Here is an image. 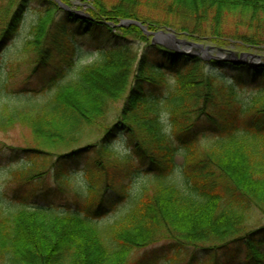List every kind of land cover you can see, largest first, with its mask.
Listing matches in <instances>:
<instances>
[{
  "label": "trees",
  "instance_id": "1",
  "mask_svg": "<svg viewBox=\"0 0 264 264\" xmlns=\"http://www.w3.org/2000/svg\"><path fill=\"white\" fill-rule=\"evenodd\" d=\"M78 1L84 15L71 0H0V51L34 5L21 53L29 78L45 71L21 104L0 108V131L21 124L33 134L24 170L38 178L53 166L61 178V160L79 150L56 158L52 150L100 136L85 174L89 193L71 191L81 209H0V264H170L183 253L185 264H264V224L250 226L264 215V65L205 62L151 44L135 25H118L132 19L150 31L262 50L264 0ZM86 35L108 46L72 72L73 38ZM244 89L251 93L241 104ZM46 90L44 99L29 93ZM202 132L213 138L199 147ZM117 137L123 155L113 151ZM135 158L154 175L152 184L102 222L110 199L93 191L96 184L123 192ZM161 242L164 259L157 251L135 255Z\"/></svg>",
  "mask_w": 264,
  "mask_h": 264
},
{
  "label": "rangeland",
  "instance_id": "2",
  "mask_svg": "<svg viewBox=\"0 0 264 264\" xmlns=\"http://www.w3.org/2000/svg\"><path fill=\"white\" fill-rule=\"evenodd\" d=\"M71 1L73 9H77L78 12L84 15L86 4H82L78 0ZM33 7L34 5L25 10L19 30L11 36L7 45L0 51V108L5 104L9 106L21 104L23 98H25L24 96H26L25 93H27L25 91L36 90L44 82L43 76L45 71L42 70L29 78L31 76V68L24 63L21 53V45L28 38L27 35L36 19ZM223 26L225 27V33H232L231 29L233 26H231V23H224ZM159 30L174 34V38L158 37L144 32L151 44H158L169 50L180 51L188 55H197L205 62L209 61V59H220L237 65H256L254 61L250 62V58L245 56L240 57L241 53H248L257 56L259 64L263 63L264 65L263 48L259 50L258 48L251 47L248 50V48L240 46L241 42L233 40H228V43L223 45L207 37L200 40L192 39L185 34L183 35L174 31V29L162 28ZM152 38H154V43L151 41ZM73 42L76 45L77 53L72 72L76 71L81 64L95 59L98 56L99 50L108 46L99 36H75ZM191 43L197 44L195 46ZM142 45V43L141 45L136 43V46L140 48ZM229 52H232V55ZM237 92V99L243 104L244 100L251 93V89L238 90ZM29 93L33 99H44L50 94V90L34 95L32 92ZM233 114L234 118L237 116L241 118L242 116L238 112H234ZM204 127V129L210 128L208 125ZM99 137V135L83 137L80 144L66 149L58 148V150H52V155L55 158L61 154L69 155L73 150H79V152L73 153L71 156L61 160L59 164L61 166V169L59 168L60 172L63 173L61 178L58 177L59 171L53 166H48L40 177L34 178L32 175L36 171L30 168L25 171L23 168L28 158L27 155L31 154V149L35 147L30 128L26 125L16 124L12 128L0 131V209L6 212L17 211L20 208L27 210L42 208L57 213L81 209L78 207L82 205V199L76 201L71 191L84 193L85 196L89 193V180L85 174L88 169L90 155L93 149H95L92 145L98 142ZM212 138V133L210 132H202L197 135L199 147L211 142ZM119 140L120 137L113 140L115 145L113 151L123 155L126 147ZM33 153L37 154L39 151ZM180 159L181 157L177 159V165L180 164ZM133 162L134 164L130 171L126 172L127 174L122 179V185L125 187L123 192H116L110 186L108 187L104 184H96L93 191H98L97 194L102 193L103 196L110 199L102 222L114 221L116 217L127 209L141 189L152 184L154 175L148 172L147 167L139 162L137 158ZM80 212L84 211L80 210ZM258 220L261 221L258 222ZM251 222L250 226L264 224V215L259 214ZM162 244V242L152 244L145 250L140 249L135 255L140 256L143 253L150 254V252L157 251L160 258L164 259L167 256L164 255L165 250L161 248ZM188 259L187 255L183 253L178 255L170 264H185ZM222 263L220 262L219 264ZM227 264H236V262Z\"/></svg>",
  "mask_w": 264,
  "mask_h": 264
},
{
  "label": "water",
  "instance_id": "3",
  "mask_svg": "<svg viewBox=\"0 0 264 264\" xmlns=\"http://www.w3.org/2000/svg\"><path fill=\"white\" fill-rule=\"evenodd\" d=\"M58 1V0H57ZM118 25H120V26H129V25H135V26H137V27H139V28H141L142 29V31H144L146 34H150V35H153V36H160V37H168V38H174V34H172V33H170V32H166V31H164V30H159V31H156V32H154V31H148L147 30V28H146V26L145 25H143L141 22H138V21H136V20H132V19H129V20H121V22H119L118 23ZM152 43H154L155 41H154V38H152ZM192 45H195L196 46V44L195 43H191ZM201 47V46H200ZM176 51V50H175ZM178 52H180V51H178ZM229 54H231L232 55V52H229ZM248 57V58H250L251 60H250V62L252 61H254L255 63H256V65H260L259 64V58L257 57V56H255V55H250V54H248V53H241V55H240V57ZM255 58H257V59H255ZM261 65H263V63L261 64Z\"/></svg>",
  "mask_w": 264,
  "mask_h": 264
}]
</instances>
